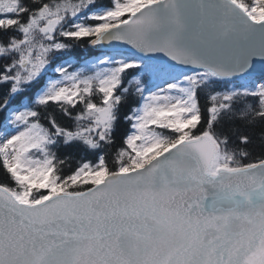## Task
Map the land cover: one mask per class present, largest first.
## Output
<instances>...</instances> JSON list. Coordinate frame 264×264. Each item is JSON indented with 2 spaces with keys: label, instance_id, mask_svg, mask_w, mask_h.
<instances>
[{
  "label": "snow or ice",
  "instance_id": "snow-or-ice-1",
  "mask_svg": "<svg viewBox=\"0 0 264 264\" xmlns=\"http://www.w3.org/2000/svg\"><path fill=\"white\" fill-rule=\"evenodd\" d=\"M0 264H264V0H0Z\"/></svg>",
  "mask_w": 264,
  "mask_h": 264
}]
</instances>
